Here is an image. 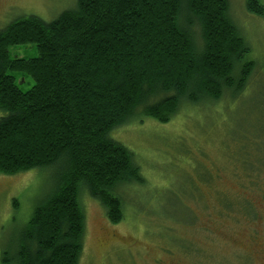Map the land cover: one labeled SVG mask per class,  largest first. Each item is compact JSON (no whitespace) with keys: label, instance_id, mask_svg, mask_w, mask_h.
Listing matches in <instances>:
<instances>
[{"label":"trees","instance_id":"1","mask_svg":"<svg viewBox=\"0 0 264 264\" xmlns=\"http://www.w3.org/2000/svg\"><path fill=\"white\" fill-rule=\"evenodd\" d=\"M245 8L264 15L260 0ZM26 44L35 57H10L11 46ZM248 51L228 0H76L50 21L25 15L1 29L0 174L54 172L0 264H78L81 193L116 224L121 187L144 181L112 131L137 114L164 123L183 104L237 95L252 69L242 62ZM15 74L34 84L22 91ZM222 198L224 213L257 217L250 204Z\"/></svg>","mask_w":264,"mask_h":264},{"label":"rangeland","instance_id":"2","mask_svg":"<svg viewBox=\"0 0 264 264\" xmlns=\"http://www.w3.org/2000/svg\"><path fill=\"white\" fill-rule=\"evenodd\" d=\"M228 1L249 48L242 60L252 65L247 85L235 96L225 91L217 101L183 104L167 122L137 114L112 131L134 153L144 181L121 187L123 219L116 224L81 193L85 231L78 264H264V15L249 13L245 0ZM75 5L0 0V30L25 15L50 21ZM9 55L32 58L37 51L34 44L14 45ZM18 76L22 91L34 84ZM53 172L0 174V263L50 189ZM224 194L250 204L257 217L249 222L224 213Z\"/></svg>","mask_w":264,"mask_h":264}]
</instances>
